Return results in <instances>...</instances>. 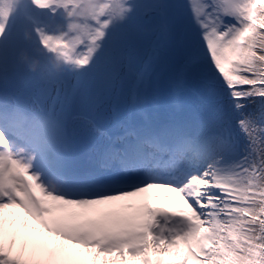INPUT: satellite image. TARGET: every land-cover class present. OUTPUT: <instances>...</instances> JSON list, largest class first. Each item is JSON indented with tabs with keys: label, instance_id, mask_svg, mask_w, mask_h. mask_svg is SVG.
Returning a JSON list of instances; mask_svg holds the SVG:
<instances>
[{
	"label": "snow or ice",
	"instance_id": "snow-or-ice-1",
	"mask_svg": "<svg viewBox=\"0 0 264 264\" xmlns=\"http://www.w3.org/2000/svg\"><path fill=\"white\" fill-rule=\"evenodd\" d=\"M23 2L0 0V264H264V0H107L79 24L77 0H26L46 18L11 41ZM25 69L44 99L8 92ZM162 79L193 115L145 113ZM87 82L131 95L113 134L78 114Z\"/></svg>",
	"mask_w": 264,
	"mask_h": 264
},
{
	"label": "clouds",
	"instance_id": "clouds-1",
	"mask_svg": "<svg viewBox=\"0 0 264 264\" xmlns=\"http://www.w3.org/2000/svg\"><path fill=\"white\" fill-rule=\"evenodd\" d=\"M79 8L77 10L76 16L72 19V23L79 24L81 23L80 17H83L92 11H94L98 6L107 3V0H77ZM6 7V5H5ZM67 42L71 44V37H67ZM53 63L60 66V62L53 60ZM33 71L35 70V65H33Z\"/></svg>",
	"mask_w": 264,
	"mask_h": 264
},
{
	"label": "rangeland",
	"instance_id": "rangeland-1",
	"mask_svg": "<svg viewBox=\"0 0 264 264\" xmlns=\"http://www.w3.org/2000/svg\"><path fill=\"white\" fill-rule=\"evenodd\" d=\"M164 90L165 91V95L164 97L166 98V101L165 102H162L161 104L163 106H166L167 107V110H171L173 109L175 106L174 105H171L170 103V100H171V96L167 95L168 93H170V90H169V87H168V83H167V80H161V83L159 85V91L160 90ZM192 100H194V96H192L191 94H187L184 96V106H185V109H186V103L188 104L189 102H192ZM155 102V101H154ZM196 105H194L193 103L192 104H188V112H185V116H191L195 113V109H196ZM164 118V117H163Z\"/></svg>",
	"mask_w": 264,
	"mask_h": 264
},
{
	"label": "bare ground",
	"instance_id": "bare-ground-1",
	"mask_svg": "<svg viewBox=\"0 0 264 264\" xmlns=\"http://www.w3.org/2000/svg\"><path fill=\"white\" fill-rule=\"evenodd\" d=\"M21 6H22V3L20 4V5H18L17 6V8H16V10H20L21 9ZM15 10V11H16ZM14 11V12H15ZM24 20V22H25V25L27 26V27H31V25H30V23L28 22V20H26V19H23ZM10 22V21H9ZM65 25H66V22H65Z\"/></svg>",
	"mask_w": 264,
	"mask_h": 264
}]
</instances>
